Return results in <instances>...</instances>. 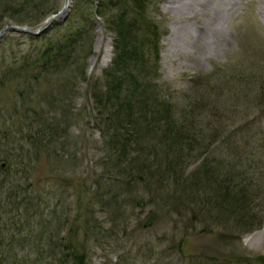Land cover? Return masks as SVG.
<instances>
[{
	"label": "rangeland",
	"instance_id": "1",
	"mask_svg": "<svg viewBox=\"0 0 264 264\" xmlns=\"http://www.w3.org/2000/svg\"><path fill=\"white\" fill-rule=\"evenodd\" d=\"M186 2L147 0L142 17L156 27L157 58L148 29H130L143 44L139 78L188 131L170 178L162 166L137 180L133 160L113 163L112 140L97 121L117 108L105 75L114 33L97 1L70 0L66 17L38 37L4 33L0 67L70 29L92 44L76 47L74 65L58 57L60 69H39L30 96L23 86L16 98L14 81L0 88V235L9 247L0 261L75 264L58 254L74 250L85 264H264V0L223 2L210 19L190 15L203 0ZM63 3L0 0V29L36 31Z\"/></svg>",
	"mask_w": 264,
	"mask_h": 264
},
{
	"label": "trees",
	"instance_id": "2",
	"mask_svg": "<svg viewBox=\"0 0 264 264\" xmlns=\"http://www.w3.org/2000/svg\"><path fill=\"white\" fill-rule=\"evenodd\" d=\"M92 1L99 3L97 15L105 17L108 28L114 33L112 40L113 59L109 67L110 69L107 70L105 75L107 77L106 90L108 92L106 95L108 96V100L109 95H111L117 108L112 113L103 111L102 115L104 119L102 120L100 117L101 121L99 123L97 121V124L101 125L103 136L107 137V141L112 140V149L115 150L113 163L120 160V158H127L128 161L133 160L137 172L135 175L137 180L142 181V172L145 169L148 170L150 177H152L151 175H156L160 172L158 170H161L162 166H164L162 170L166 171H164L167 176L166 178H170L168 176L182 162L181 157L177 158L175 154L181 151L180 147L176 151V146L178 147L187 139L185 135H188V131L185 129L184 121L180 115L175 116L174 110L161 106L155 99L152 85L146 83L147 81L142 82L139 78L143 77L141 74L145 75L146 73L143 71L144 69L141 65L143 44L140 45V50L135 41H132L133 35L130 29L134 26L136 27L137 23H141L143 27H146L149 34L154 38V42H152L150 48L154 51L155 56L157 52L155 40L157 37L156 27L144 16L142 17L147 0H109L107 1L109 5L104 0ZM118 4L121 6L118 7ZM109 10H111L112 14L108 12ZM18 13L21 12L18 11ZM13 22L19 25L24 24L22 19H14ZM87 41H89L87 45L90 48L92 44L91 39L87 36L83 37L80 31L75 29L64 31L60 37L53 40L40 52L35 53L30 50L22 55L20 57L22 62L20 64H17L19 60L15 59L12 63L0 67V88L5 84V81L10 83L14 81L18 87L16 98L22 96V89L20 87L23 86L29 87L25 90H28L27 94L30 96V88L33 89L34 86H31L29 81L37 80L36 72L39 69L44 68L45 70L52 67L60 69L61 65L58 64L60 58L58 57H64L62 61H66L65 64L70 65L72 59L78 55L74 54L78 51L76 47L79 49L78 52L81 53L80 47H84V43H87ZM71 64L74 65V62L72 61ZM59 80H64V78ZM3 115L0 112V116ZM162 121L163 126L160 125ZM132 145L134 146L132 147ZM151 153L157 154L154 159L155 161H147L146 157L142 159L143 156ZM158 155H161V158ZM156 157L160 159V162L156 160ZM146 164H153L155 168L150 169V166ZM205 166L207 168V165ZM132 175L130 173L129 176L131 177ZM205 177L209 179L206 173ZM220 190L223 196L228 197L229 191L226 187H220ZM203 199L206 205L211 200L209 197ZM18 225L20 228L24 226H22V223ZM26 226L27 228L30 227L29 222L25 223ZM28 230L31 231L29 228ZM41 234L43 237L47 236L45 239L48 240V243L51 242L52 235H44L45 233L40 231L38 235ZM3 237L0 235V251H2L1 248L9 249L7 244L5 246L2 244ZM41 240L40 238L38 243ZM13 242L11 241L10 244ZM51 246L53 247L52 244ZM4 252L6 251L4 250ZM58 254L62 255H59V257L64 258L69 255L75 264H85V253H76V251L71 250L68 253L59 251ZM0 264H5V262L0 261Z\"/></svg>",
	"mask_w": 264,
	"mask_h": 264
},
{
	"label": "water",
	"instance_id": "3",
	"mask_svg": "<svg viewBox=\"0 0 264 264\" xmlns=\"http://www.w3.org/2000/svg\"><path fill=\"white\" fill-rule=\"evenodd\" d=\"M70 7V0H64L63 6L61 7L60 10H58L55 14H52L50 17H48L43 25L39 27L36 31H29L23 27H20L18 25H4L0 29V41L4 35L5 32L11 31V32H16V33H22V34H29L35 37L40 36L48 27L49 25L57 20L58 18L64 19L69 11Z\"/></svg>",
	"mask_w": 264,
	"mask_h": 264
},
{
	"label": "bare ground",
	"instance_id": "4",
	"mask_svg": "<svg viewBox=\"0 0 264 264\" xmlns=\"http://www.w3.org/2000/svg\"><path fill=\"white\" fill-rule=\"evenodd\" d=\"M228 1L229 2H231V1L235 2L237 0H218L214 4H211L210 2L207 3L205 0H203V2H201L200 4H198L199 9H196L194 11V13L192 12V13H190V15H191L192 18H198L199 15H202V16L207 15V17H205V19H210V17L213 15V13L215 12V10L218 9V7L220 6V4L223 3V2H228ZM190 2H191V0H188V2H186L184 5H186V4L187 5H190L191 4ZM229 9H231V8H229ZM259 13H260V15L262 17H264V10L263 9H260L259 10ZM58 19H61V18H58ZM203 24H204L203 25V28H206L207 29L208 27H207V24L205 23V21L203 22ZM199 38L200 37L198 35H195L193 42L194 43L198 42V40H200ZM104 52H105V54H107L109 52L107 47L104 50Z\"/></svg>",
	"mask_w": 264,
	"mask_h": 264
}]
</instances>
